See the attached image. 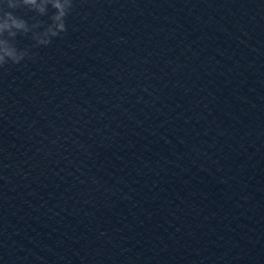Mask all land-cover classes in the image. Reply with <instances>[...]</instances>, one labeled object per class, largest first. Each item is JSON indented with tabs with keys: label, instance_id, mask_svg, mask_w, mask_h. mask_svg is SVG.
Segmentation results:
<instances>
[{
	"label": "water",
	"instance_id": "water-1",
	"mask_svg": "<svg viewBox=\"0 0 264 264\" xmlns=\"http://www.w3.org/2000/svg\"><path fill=\"white\" fill-rule=\"evenodd\" d=\"M66 25L0 69V264H264V0Z\"/></svg>",
	"mask_w": 264,
	"mask_h": 264
},
{
	"label": "clouds",
	"instance_id": "clouds-1",
	"mask_svg": "<svg viewBox=\"0 0 264 264\" xmlns=\"http://www.w3.org/2000/svg\"><path fill=\"white\" fill-rule=\"evenodd\" d=\"M49 6L55 11L50 23L32 17V22L15 14L16 9L27 7L39 16L47 15ZM74 7V0H3L0 4V69L9 64H20L26 58L34 59L30 49L19 48L16 37L31 34L35 46L48 45L54 37L67 32L66 17ZM11 9V10H9ZM42 29V30H38Z\"/></svg>",
	"mask_w": 264,
	"mask_h": 264
}]
</instances>
